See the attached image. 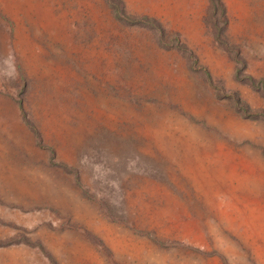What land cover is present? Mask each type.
Instances as JSON below:
<instances>
[{
	"label": "rangeland",
	"instance_id": "1",
	"mask_svg": "<svg viewBox=\"0 0 264 264\" xmlns=\"http://www.w3.org/2000/svg\"><path fill=\"white\" fill-rule=\"evenodd\" d=\"M221 3L0 0V264H264V0Z\"/></svg>",
	"mask_w": 264,
	"mask_h": 264
},
{
	"label": "trees",
	"instance_id": "2",
	"mask_svg": "<svg viewBox=\"0 0 264 264\" xmlns=\"http://www.w3.org/2000/svg\"><path fill=\"white\" fill-rule=\"evenodd\" d=\"M209 1H210L209 9H211L212 13L215 10L219 11L218 20H219V22H221L220 25L216 24L217 31L215 32V37H217L220 42H224V40H221V38H220L221 35L220 34H221L222 31H224V26L226 25V22H227L226 15H225V10L223 8L221 0H209ZM206 21H207V24H208L209 19L206 18ZM236 72H238V69L236 70ZM243 78H246V81L248 83H250L252 86L256 87V88H260V87L264 86V82H263L262 79H256L255 77H253L250 74H248V75L244 74ZM238 110L243 112V110H245V107L241 105V106L238 107ZM261 115L264 117V112Z\"/></svg>",
	"mask_w": 264,
	"mask_h": 264
}]
</instances>
